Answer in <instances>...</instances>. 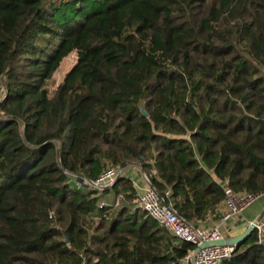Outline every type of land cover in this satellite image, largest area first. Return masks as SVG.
<instances>
[{
	"label": "trees",
	"instance_id": "obj_1",
	"mask_svg": "<svg viewBox=\"0 0 264 264\" xmlns=\"http://www.w3.org/2000/svg\"><path fill=\"white\" fill-rule=\"evenodd\" d=\"M131 163L200 228L264 194V0H0V264H186L130 179L71 181Z\"/></svg>",
	"mask_w": 264,
	"mask_h": 264
},
{
	"label": "built area",
	"instance_id": "obj_2",
	"mask_svg": "<svg viewBox=\"0 0 264 264\" xmlns=\"http://www.w3.org/2000/svg\"><path fill=\"white\" fill-rule=\"evenodd\" d=\"M129 165L130 164L127 166ZM127 166L108 167L96 180H90L72 174L70 177L72 183L77 188H84L102 193L113 188L117 181L124 176ZM143 180L145 182V187L137 197L138 208L146 212L149 217L155 220L159 226L164 228L177 241L190 243L194 248L200 246L205 241L226 238L222 232L223 225L230 221L232 217L242 215L254 204V202L264 195L247 191L237 192L229 188L227 185L228 183H226L224 185L226 198L222 202L225 204L226 210L219 217L216 227L202 229L197 227L194 223L187 221L178 213L176 208L169 201L172 194L170 189L161 193L156 186L151 183L150 177L145 174L144 170ZM134 187L136 186L134 185ZM120 198H123V196H120ZM119 202L120 199H117L116 206L119 205ZM256 220L255 231L257 232V244L264 246V214L260 215ZM192 251H190L189 256L185 260L186 264H192ZM236 251L237 247L234 245L207 247L196 255L195 264H222L224 261L231 259Z\"/></svg>",
	"mask_w": 264,
	"mask_h": 264
},
{
	"label": "crops",
	"instance_id": "obj_3",
	"mask_svg": "<svg viewBox=\"0 0 264 264\" xmlns=\"http://www.w3.org/2000/svg\"><path fill=\"white\" fill-rule=\"evenodd\" d=\"M141 174V176H140ZM125 178L130 179L133 184L136 186V190L138 195L140 194L141 190L145 187L144 180H143V170L142 167L138 164H130L126 167V171L124 173ZM226 210L225 204L222 203L216 211V215H218V219L221 214ZM264 214V195L260 197L252 206H250L242 215H237L232 217L230 221L222 227V232L224 233L225 237H235L238 235L243 234L251 222L256 220L260 215ZM218 222V221H217ZM213 218H209L208 221L201 227L202 229H211L216 227L217 224ZM200 228V227H199Z\"/></svg>",
	"mask_w": 264,
	"mask_h": 264
},
{
	"label": "water",
	"instance_id": "obj_4",
	"mask_svg": "<svg viewBox=\"0 0 264 264\" xmlns=\"http://www.w3.org/2000/svg\"><path fill=\"white\" fill-rule=\"evenodd\" d=\"M143 113L146 115V112L144 109H142ZM257 220H254L247 230L238 236L235 237H226L220 240H212V241H205L200 246L196 247L192 253H191V260L192 264H195V258L196 255L204 248L212 247V246H231L234 245L237 247V249L242 246L246 240L254 233L256 228Z\"/></svg>",
	"mask_w": 264,
	"mask_h": 264
},
{
	"label": "rangeland",
	"instance_id": "obj_5",
	"mask_svg": "<svg viewBox=\"0 0 264 264\" xmlns=\"http://www.w3.org/2000/svg\"><path fill=\"white\" fill-rule=\"evenodd\" d=\"M76 61H77V53H76V52L72 53L69 57H67V58L63 61V63H62V65H61L60 69H59L58 72L54 75L53 79L51 80V82H50V84H49V90H50L51 93H53V92L57 89L58 85L63 81L65 75H66V74L68 73V71L73 67V65L75 64ZM108 167H111V166H108ZM108 167H107V168H108ZM107 168H106V169H107ZM145 174H147V173L145 172ZM147 175H148V174H147ZM140 176H141V174H140ZM137 195H138V194H137ZM118 199H120V202H119V205L116 206L117 200L115 201V203H114V207H115V209H119L120 207H122V203H123V199H124V197H123V198H120V196H119ZM118 201H119V200H118ZM132 204H134V205H133L134 207L138 208L137 199H135V200L133 201ZM214 221L217 222L218 219H217V220H214Z\"/></svg>",
	"mask_w": 264,
	"mask_h": 264
}]
</instances>
